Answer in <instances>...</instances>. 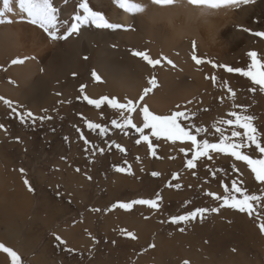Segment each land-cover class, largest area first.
<instances>
[{"label":"bare ground","instance_id":"6f19581e","mask_svg":"<svg viewBox=\"0 0 264 264\" xmlns=\"http://www.w3.org/2000/svg\"><path fill=\"white\" fill-rule=\"evenodd\" d=\"M87 2L94 11L105 15L111 22L125 25L129 30H99L85 26L78 35L52 41L42 29L28 23L26 17L21 19L15 0L14 11L7 16L14 22L0 24V97L11 100L18 112L31 111L38 117H51L37 119L34 124L30 119L21 123L19 117L0 101V124L4 125L0 129V243L16 252H37L48 257L46 252L56 241L53 214H42L41 210L43 205L51 209L53 200L47 199L43 204L34 196L36 176H33L32 170L40 171L35 169L37 164L34 160L38 155V144L35 143L40 131H52L57 125L66 123L76 108L83 110L81 121H76L83 126H87L86 121L105 126L111 124L112 119H120L119 113L107 104L97 109L85 99L83 105L75 101L73 95L78 94V86L82 84L81 81L75 82L77 75H91L95 71L101 77L100 81L92 79L84 95L91 99L104 96L118 98L121 102L142 95L143 89L149 87L148 78L154 76L158 86L145 96L143 103L150 111L161 115L186 110L192 114L188 119L192 121L197 120L196 117L205 109H210L212 105L209 102L214 104L221 100L226 102L225 107L229 104L221 93L226 91L223 75H228L230 80L227 85L235 91L238 90L235 83L243 87L249 82L247 77L236 72L229 73L224 67L213 68L207 61L247 70L251 63L248 52L255 51L258 58L264 60V38L251 34L264 32V0H255L239 8L222 7L204 15L199 8L187 5L186 0L166 7L143 0L146 10L136 15L125 13L116 0ZM79 3L80 0H67V3L55 0L61 19L69 22L78 11ZM244 28L250 31H243ZM193 41L195 54L205 61L201 65L191 59ZM130 50L147 51L153 59L167 57L175 67L162 61V65L153 68L132 56ZM17 58L28 59L23 64L13 65L11 61ZM243 60L247 61V66L242 64ZM211 76L217 78L215 84L206 79ZM239 97L246 96L239 95L236 99ZM256 105H252L250 111L254 115L261 114L264 107ZM133 116L135 118V114ZM54 134L53 131L50 133ZM50 144L49 154H53V143ZM50 161L49 158L48 163ZM25 179L34 191L28 190ZM51 191L48 189L46 198H50ZM30 214L36 217L32 222L34 225L45 228L41 234L36 235L32 227L27 228ZM66 229L64 246H69L70 227ZM45 232L50 237L47 243L41 245ZM0 264H10V261L0 255Z\"/></svg>","mask_w":264,"mask_h":264},{"label":"rangeland","instance_id":"374dc122","mask_svg":"<svg viewBox=\"0 0 264 264\" xmlns=\"http://www.w3.org/2000/svg\"><path fill=\"white\" fill-rule=\"evenodd\" d=\"M242 64L247 66L248 63L243 60ZM92 79L95 82L92 75H77L75 82L81 81V86H86L83 93L78 86V94L73 95L80 105L84 104L83 97ZM223 80L228 82L230 79L223 75ZM234 86L238 89L236 97L246 96L235 99V104L247 106L246 114L256 118L253 123L264 138V109L256 115L250 111L254 104L264 107L261 97L264 93L248 91L252 86L250 80L243 87L238 83ZM221 93L229 102L226 107V102L221 100L219 104L209 102L212 106L197 116V120L182 121V125L207 129L198 139L218 142L220 136L213 125L219 119L229 118L227 112L240 111L233 108L227 89ZM82 111V108L73 110L66 123L52 129L53 136L50 135L52 131H40L35 143L38 144V155L34 158L35 169L40 171L32 170L37 180L36 183L33 177L34 196L38 197V202L44 204L47 199L53 200L51 209L43 205L42 214H53L57 230L55 237L59 236L63 241L68 231L66 228L70 227L69 246L55 238L53 246L46 252L48 257L37 252H17L22 264H183L184 261L189 264H264V234L257 226L264 220V201L254 202L258 217L254 213L250 218L247 213L225 207L218 213H206L203 219L197 217L181 224L169 222L170 217L186 214L198 207H219V202L206 193L223 195V185L230 186L233 180L243 181L242 186L251 194L264 196V185L255 181L243 162L223 154H213L211 160L202 157L196 161L195 168L189 169L186 160L192 153L186 157L179 151L180 147L187 148L189 142L173 144L162 138L150 137L156 152L152 155L143 140L136 143L139 134L133 129L125 132L107 124L104 126L107 133L100 135L98 129L90 131L87 126L77 123L81 121ZM221 127L225 129V135H230L229 126ZM81 135L90 143L86 145ZM50 143H53V154H49ZM116 145L125 151H119ZM245 151L260 157L251 149ZM49 158L51 161L48 163ZM233 166L239 172L233 171ZM117 167L125 171L118 172L115 170ZM153 172L160 175L154 177ZM174 173L177 179L172 178ZM48 189L52 190L50 198L45 197ZM157 192L162 197L158 209H150L146 205H133L131 210L112 207L118 202L134 199H155ZM34 220V215H28L27 228L32 227L36 235L41 234L45 228L34 225ZM180 228L184 231L181 232ZM128 233L136 238H130ZM44 234L41 245L50 237L49 233ZM0 255L10 261L6 254Z\"/></svg>","mask_w":264,"mask_h":264},{"label":"snow or ice","instance_id":"6c2138e0","mask_svg":"<svg viewBox=\"0 0 264 264\" xmlns=\"http://www.w3.org/2000/svg\"><path fill=\"white\" fill-rule=\"evenodd\" d=\"M178 2H181V0H149L150 4L160 7L172 6ZM254 2L255 0H186L187 5L199 8L202 15L207 14L210 10H217L222 7L239 8L241 5H247ZM15 3L18 5L19 12L17 14L21 15V19L26 17L28 23L42 29L52 41L67 40L73 35L80 34L82 27L85 26H91L99 30H129L125 25L118 22H111L105 17V15L94 11L89 6L87 0H80L78 11L72 15L71 22L61 19L60 8L56 6L55 0H15ZM64 3H67V0H64ZM116 3L125 13L132 15L141 14L146 10L143 0H116ZM13 4L14 0H2L0 24H11L14 22L13 19L7 18L8 14L13 13L14 11ZM61 29H63V31H61ZM242 30L250 31L247 28ZM251 34L264 38V32H252ZM130 51L132 56L140 58L153 68L162 65V61L175 67L174 62L167 57L161 56L158 59H153L147 51ZM195 52L196 45L195 41H193L191 59L195 61L197 65L205 63L202 58L197 57ZM247 55L251 59V63L247 70L217 65L211 61L207 62L211 63L213 68L224 67L229 73L236 72L243 77H247L252 85L249 87L248 91L255 93L259 90L261 93H264V60L259 59L258 53L255 51H250ZM25 59L28 58L13 59L11 63L13 65L23 64ZM32 59H34V57H32ZM85 59H87V57H85ZM91 75L95 80H101V77L95 71H93ZM206 79H211L213 84H215L217 78L211 76L206 77ZM147 84L149 87L143 89L142 95L135 99L126 98L123 102L118 98H109L107 96L99 99H91L87 95H84L83 98L87 100L89 105H93L97 109H99L101 105L107 104L111 109L116 110L119 113L120 119H112V126L120 128L125 132L128 129L135 130V132L139 134L136 143L139 144L141 140H143L147 144L152 155H156V152L150 137H154L157 140L162 138L164 141H171L173 144H176L177 141L181 142V144L189 142L187 148H179V151L184 153L186 157L189 152L192 153L191 157L186 160L187 168H195L196 161L202 157L211 160L213 154H223L234 158L235 161L243 162L254 175L255 181L260 185H264V138H261L258 134V129L253 123L256 118L252 115L246 114L247 106L235 104L237 93L227 85L226 81L224 82V87L227 89L230 98L233 100V108H239L240 111L233 110L227 112L229 118L219 119L213 125L215 132L219 133L220 136L218 142H210L206 138L198 139V136L207 131L204 127L196 126L193 128L191 124L182 125V121L188 120L192 116V114L188 113L186 110H174L166 115L155 114L150 111L149 107L146 103H143V101L145 96H147L153 88L158 86V81L154 76H150L147 80ZM85 87L86 86L84 85L81 86V93L84 92ZM0 101L19 117L21 123H27L28 119H30L33 124L37 119H51V117H38L31 111L18 112L17 108L13 106V102L4 97H0ZM188 103H192V101H188ZM176 107L177 109L180 108L179 105ZM205 111H207V109H205ZM133 114H135V118ZM86 123L90 131H96L98 129L100 135H104L108 131V129L101 124L91 121H86ZM222 125L230 127V135H225V129L221 127ZM3 128L4 125L0 124V129ZM80 138L84 140L86 145L90 143L83 135H81ZM92 147H95V145H92ZM116 147L121 152L125 151V149L119 145H116ZM246 149H251L252 152H258L260 157H254L252 154L245 151ZM100 152L103 153V149H100ZM115 170L118 172L125 171V169L121 167H117ZM20 171L23 173L24 170L21 169ZM77 171H79V169H77ZM233 171L239 172V169L233 166ZM152 175L156 177L160 174L158 172H153ZM242 175L243 173H241V176ZM172 178L177 179V174L174 173ZM89 179L91 178L89 177ZM24 183L25 185H28L29 191H34L29 185L27 179L24 180ZM242 185L243 181L233 180L230 186L223 185V195L212 192L206 193V195L211 196L214 200L219 202V207H198L195 210L188 211L186 214L170 217L169 222L172 224H181L195 220L197 217L203 219L206 213H218L220 208L225 207L237 210L241 213H247L250 218L253 217L254 213L258 217L259 213L255 210L254 202L264 201V196L251 194L249 190ZM161 200L162 197L160 196V193L157 192L155 194V199H134L131 202L126 203L118 202L112 207L131 210L133 205H146L150 209H158ZM94 211H99V209H94ZM257 226L260 232L264 234V220H261ZM121 231L126 230L122 229ZM180 231L183 232L184 229L180 228ZM128 235L132 239L136 238L131 233H128ZM55 238L57 241L65 243L61 237L56 236ZM150 247H154V245H151ZM0 253H4L10 258V264H22L21 257L18 253L3 243H0ZM183 264H189V262L184 261Z\"/></svg>","mask_w":264,"mask_h":264}]
</instances>
